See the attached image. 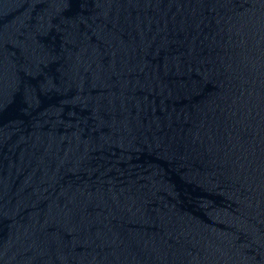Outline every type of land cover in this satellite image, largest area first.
I'll list each match as a JSON object with an SVG mask.
<instances>
[{
	"label": "water",
	"instance_id": "water-1",
	"mask_svg": "<svg viewBox=\"0 0 264 264\" xmlns=\"http://www.w3.org/2000/svg\"><path fill=\"white\" fill-rule=\"evenodd\" d=\"M0 264H264V0H0Z\"/></svg>",
	"mask_w": 264,
	"mask_h": 264
}]
</instances>
